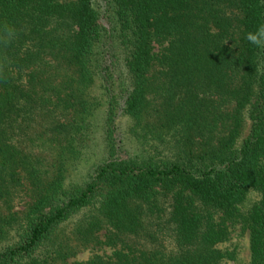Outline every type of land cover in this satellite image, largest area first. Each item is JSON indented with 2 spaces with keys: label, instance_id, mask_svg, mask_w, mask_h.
Here are the masks:
<instances>
[{
  "label": "trees",
  "instance_id": "trees-1",
  "mask_svg": "<svg viewBox=\"0 0 264 264\" xmlns=\"http://www.w3.org/2000/svg\"><path fill=\"white\" fill-rule=\"evenodd\" d=\"M261 24L264 0H0V264H240L235 230L264 264Z\"/></svg>",
  "mask_w": 264,
  "mask_h": 264
},
{
  "label": "rangeland",
  "instance_id": "rangeland-1",
  "mask_svg": "<svg viewBox=\"0 0 264 264\" xmlns=\"http://www.w3.org/2000/svg\"><path fill=\"white\" fill-rule=\"evenodd\" d=\"M74 218H72V221ZM66 229H69L71 227V220L67 222L64 226ZM102 232V229L100 230ZM233 244L235 243V246L237 247V258L239 259L240 264H246L247 263V257H248V248H247V234L246 232H238V230H235L231 233V237L228 241H226L224 244ZM110 248L108 246H101V248L97 247L96 252H103V253H109ZM91 252V249L89 246L81 248L79 251L75 253V255L66 258L64 261L59 262L57 264H71L73 260L83 259L85 258L89 253Z\"/></svg>",
  "mask_w": 264,
  "mask_h": 264
},
{
  "label": "clouds",
  "instance_id": "clouds-1",
  "mask_svg": "<svg viewBox=\"0 0 264 264\" xmlns=\"http://www.w3.org/2000/svg\"><path fill=\"white\" fill-rule=\"evenodd\" d=\"M14 32V29L6 25L3 35L0 36V40L7 44L9 39L13 37ZM245 39L253 46L264 48V24L259 25L255 31L246 33Z\"/></svg>",
  "mask_w": 264,
  "mask_h": 264
}]
</instances>
